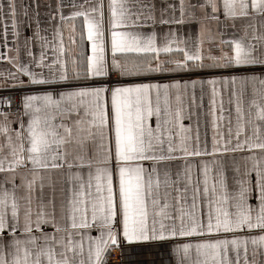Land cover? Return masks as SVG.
Returning <instances> with one entry per match:
<instances>
[{"label":"snow or ice","instance_id":"1","mask_svg":"<svg viewBox=\"0 0 264 264\" xmlns=\"http://www.w3.org/2000/svg\"><path fill=\"white\" fill-rule=\"evenodd\" d=\"M39 7L0 2V264H264V0Z\"/></svg>","mask_w":264,"mask_h":264},{"label":"crops","instance_id":"2","mask_svg":"<svg viewBox=\"0 0 264 264\" xmlns=\"http://www.w3.org/2000/svg\"><path fill=\"white\" fill-rule=\"evenodd\" d=\"M0 2H5V0H0ZM36 2L39 3V5H40L38 11L40 12V17H41V20H42L41 26L45 27L46 25L43 23V20L45 18V13L48 10L46 6L49 3H53L54 0H36ZM29 3H30V0H17L18 8L22 4H29ZM34 10H35L34 7L29 9V15L30 16L33 14ZM8 43H9L10 47L13 44V40H12V37H11L10 33H9V36H8ZM0 51H4V49L0 48ZM37 51H38V49H37ZM7 67H9V65H7L6 62L0 61V69H4V68H7ZM186 123H187V121H186ZM204 131H205V129L202 127L201 128V132L203 133ZM111 260H112V262L108 261V264H123V262L120 259V253H119L118 250L115 252L114 258H112Z\"/></svg>","mask_w":264,"mask_h":264},{"label":"built area","instance_id":"3","mask_svg":"<svg viewBox=\"0 0 264 264\" xmlns=\"http://www.w3.org/2000/svg\"><path fill=\"white\" fill-rule=\"evenodd\" d=\"M115 252H116V251H115ZM115 252L112 254V256H111V257H109V260H108L109 262H112V260H111V259H112V258H114Z\"/></svg>","mask_w":264,"mask_h":264}]
</instances>
